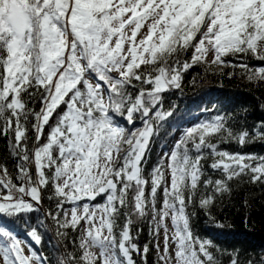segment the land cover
Wrapping results in <instances>:
<instances>
[{"label": "snow or ice", "instance_id": "1", "mask_svg": "<svg viewBox=\"0 0 264 264\" xmlns=\"http://www.w3.org/2000/svg\"><path fill=\"white\" fill-rule=\"evenodd\" d=\"M209 55L264 81V0H0V264H242L189 208L215 222L233 182L264 187V155L221 148L264 141V122L179 128L164 107ZM166 125L179 137L148 170Z\"/></svg>", "mask_w": 264, "mask_h": 264}, {"label": "trees", "instance_id": "2", "mask_svg": "<svg viewBox=\"0 0 264 264\" xmlns=\"http://www.w3.org/2000/svg\"><path fill=\"white\" fill-rule=\"evenodd\" d=\"M252 67L262 62L249 60ZM164 107L175 104L177 112L182 117L179 128L191 126L198 121H207L219 114L227 116L236 127L255 130L264 122V83L260 80H249L241 68L217 66L212 64H197L184 73L182 91L174 89L165 93ZM130 127V126H129ZM179 137L175 127L165 126L160 129L158 138L151 144L148 170L156 163L162 149L171 143L173 137ZM221 148L228 151H239L248 154L264 155V141L256 140L244 146L236 143L222 144ZM7 141L0 137V158L7 156ZM207 167V165H205ZM209 171H211L209 169ZM100 200V198H97ZM47 211L49 202L45 195L43 201ZM194 212L191 217V227L196 235L211 239L213 243L226 250L227 254H240L242 264L255 261L260 264L264 260V187L245 181L233 182L230 193L218 198L211 208V217L198 206L189 208ZM32 223H38L40 213L30 214ZM224 224L221 228L217 225ZM44 232V229H40ZM27 239V237L22 236ZM147 224L143 226L139 242L141 245L149 241ZM45 251H51L55 244L53 233L46 232L43 239ZM39 250V246H36ZM137 257L134 256V259ZM150 264H155V255L150 254Z\"/></svg>", "mask_w": 264, "mask_h": 264}, {"label": "rangeland", "instance_id": "3", "mask_svg": "<svg viewBox=\"0 0 264 264\" xmlns=\"http://www.w3.org/2000/svg\"><path fill=\"white\" fill-rule=\"evenodd\" d=\"M211 59H212V57H211V55H209V57L207 58V62L206 63L211 64ZM262 82L264 83V81H262ZM176 138H177V135H176ZM162 235L163 234L161 233V244H162Z\"/></svg>", "mask_w": 264, "mask_h": 264}]
</instances>
